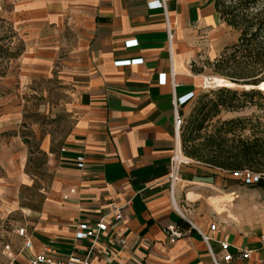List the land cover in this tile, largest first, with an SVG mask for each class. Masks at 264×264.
Returning a JSON list of instances; mask_svg holds the SVG:
<instances>
[{
    "label": "crops",
    "instance_id": "1",
    "mask_svg": "<svg viewBox=\"0 0 264 264\" xmlns=\"http://www.w3.org/2000/svg\"><path fill=\"white\" fill-rule=\"evenodd\" d=\"M159 2L0 0V27L18 51L0 74V264L86 255L77 227L103 218L95 264H214L200 232L219 264H264V189L183 153L170 194L182 149L174 102L184 117L204 85L198 60L218 57L236 33L217 0ZM40 80L57 83L46 109L62 117L42 131L23 122V96L38 95ZM170 226L182 234L174 243Z\"/></svg>",
    "mask_w": 264,
    "mask_h": 264
},
{
    "label": "trees",
    "instance_id": "2",
    "mask_svg": "<svg viewBox=\"0 0 264 264\" xmlns=\"http://www.w3.org/2000/svg\"><path fill=\"white\" fill-rule=\"evenodd\" d=\"M262 3L264 0H236L227 6L225 0H217L222 19L240 35L237 42L215 60V66L231 83L253 89L239 92L222 88L198 99L194 113L181 128L182 150L188 158L232 172L250 169L264 173V137H243L247 128L243 120L218 122L210 130L211 122L222 111H239L254 98H264V90L258 89L264 83Z\"/></svg>",
    "mask_w": 264,
    "mask_h": 264
},
{
    "label": "rangeland",
    "instance_id": "3",
    "mask_svg": "<svg viewBox=\"0 0 264 264\" xmlns=\"http://www.w3.org/2000/svg\"><path fill=\"white\" fill-rule=\"evenodd\" d=\"M236 2V0H225V5L229 6ZM264 5V3H262ZM235 35L232 32L231 39L227 42L228 46H231L236 43L239 38L240 33L235 31ZM12 35L5 29L4 27H0V74L5 70H8L10 64L8 59L12 58L13 56L17 55V49L11 48L8 46V42L11 41ZM224 51V50H223ZM223 53V52H222ZM220 55L216 58H202L197 62V69L200 71V74L204 77V85L198 91L196 102L194 105L185 112L184 114V121L185 125L192 116L197 106L198 99L210 92H215L219 89L225 87H217L216 85L210 84L205 85L206 79L211 78H221L226 81L231 82L226 76L221 75L216 66L215 60L219 59ZM6 58V60L4 59ZM241 80L240 82H243ZM54 83V84H53ZM38 95H30V96H23L24 100V112H23V122L26 125H30L31 123L38 125L39 130H48V127L56 126L57 122L62 120V117L59 115L54 116V114L50 111H47L46 106L50 101H55L60 98L59 96V88H57L56 82H48L46 80H40L38 84ZM249 88V87H248ZM227 89L241 91H249L251 87L247 89L243 85L235 84L233 87H227ZM259 89V88H258ZM264 90V89H260ZM231 119H241L246 125V130L243 132V137H251L252 135L262 136L264 137V98H254L251 104H248L245 108L239 111H222L220 115L215 118L210 124V130L218 123L222 121H227ZM55 128V127H54ZM54 128H51L52 130ZM29 129V126L27 127ZM209 130V131H210ZM27 132V131H26ZM185 155V154H184Z\"/></svg>",
    "mask_w": 264,
    "mask_h": 264
},
{
    "label": "built area",
    "instance_id": "4",
    "mask_svg": "<svg viewBox=\"0 0 264 264\" xmlns=\"http://www.w3.org/2000/svg\"><path fill=\"white\" fill-rule=\"evenodd\" d=\"M159 6L165 8L164 0H160ZM135 43H128L127 45L130 47ZM193 95L188 96V99H191ZM181 101L183 99H180ZM184 120L183 117L179 114L178 108H177V102H174V127L175 131L178 134L181 132V128L183 126ZM188 163V160L184 157L183 151L178 145L175 149L174 155L170 160V194L173 198V191L175 184L180 180V169L182 165H185ZM79 167H82V164H79ZM231 175L234 179L241 182L245 186H251V187H260L264 189V173H257L250 169H244L239 171L231 172ZM114 219L115 220H121V209H117L114 212ZM216 225H211V230L215 231ZM108 230V226L106 223L105 218L101 219L99 222L95 223L94 225L90 224H80L77 227V231L75 234V237L77 240H87L90 242V249L87 252L86 255H69L63 260H58L55 257V252L50 251H44L39 254L34 255L29 261L28 264H95L92 260V252L94 250L96 242L101 238V236ZM167 234L169 235V241L170 243H174L176 240L182 237V234L174 227L170 226L166 230ZM16 233L19 237L25 239L24 247L25 248H31V241L27 237L26 230L23 228L16 229ZM203 241L206 243L209 253L212 257V261L214 264H219L210 248V237L203 235L200 232ZM121 244L123 246L126 245L125 240H121ZM3 250L9 252L10 246L2 244ZM220 247L223 251H228L229 244L227 242H222L220 244ZM243 258H248L249 253H244L242 255ZM224 262L230 263L233 260V256L231 254H225L223 257Z\"/></svg>",
    "mask_w": 264,
    "mask_h": 264
},
{
    "label": "bare ground",
    "instance_id": "5",
    "mask_svg": "<svg viewBox=\"0 0 264 264\" xmlns=\"http://www.w3.org/2000/svg\"><path fill=\"white\" fill-rule=\"evenodd\" d=\"M210 81L212 84L216 85L217 87H233V86H235V84H233L229 81H226L224 79H221V78L206 79L205 85L210 84ZM246 88L249 89L250 87L249 88L246 87ZM258 88L264 89V83L262 85H260Z\"/></svg>",
    "mask_w": 264,
    "mask_h": 264
},
{
    "label": "water",
    "instance_id": "6",
    "mask_svg": "<svg viewBox=\"0 0 264 264\" xmlns=\"http://www.w3.org/2000/svg\"><path fill=\"white\" fill-rule=\"evenodd\" d=\"M225 88H227V87H225ZM251 89H253V88H251Z\"/></svg>",
    "mask_w": 264,
    "mask_h": 264
}]
</instances>
